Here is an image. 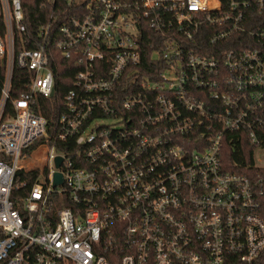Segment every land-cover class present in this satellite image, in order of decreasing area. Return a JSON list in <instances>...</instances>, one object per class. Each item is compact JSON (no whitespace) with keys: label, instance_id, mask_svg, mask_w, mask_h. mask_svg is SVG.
Masks as SVG:
<instances>
[{"label":"built area","instance_id":"obj_1","mask_svg":"<svg viewBox=\"0 0 264 264\" xmlns=\"http://www.w3.org/2000/svg\"><path fill=\"white\" fill-rule=\"evenodd\" d=\"M41 8L0 0V264H264V0Z\"/></svg>","mask_w":264,"mask_h":264},{"label":"trees","instance_id":"obj_2","mask_svg":"<svg viewBox=\"0 0 264 264\" xmlns=\"http://www.w3.org/2000/svg\"><path fill=\"white\" fill-rule=\"evenodd\" d=\"M43 0H24L25 6L27 7V20H28V25L31 28H34L37 26V24L43 22L45 19V16H41V4ZM155 33L148 31L143 34V37L141 38V52H142V63H141V70L143 71L144 75H148L150 78H153L151 70L154 67L153 62H151V55L153 52L154 47L151 46V43L154 40ZM69 61L68 60H62L61 62V68L59 69V76L57 83L59 86L63 87L64 90L69 89V86H71V83L73 81V75L74 73L68 68ZM151 66V68H150ZM149 69L150 71H148ZM52 105V102H51ZM46 117L49 119L51 123L52 121L55 120L59 114L55 113L50 116V113L47 114L45 113ZM262 142H261V147L264 149V133L260 134ZM237 149V148H234ZM239 151L245 156L246 161L248 164L252 165L253 162V156H254V151L255 147L250 146L249 144H240L238 147ZM231 151V150H230ZM228 152V156L225 158V162L229 164L230 166H233L235 163H240L239 160H235L234 157H231V153L235 154V152L232 149V152ZM38 155V154H37ZM36 155V156H37ZM262 174H264V170H260ZM27 175H24L22 173L19 174L17 181H27L28 184L26 188H21L18 191L14 192V198L18 199L21 197H25L29 194L30 188L32 186V180L33 177L29 179V177H25ZM29 176V175H28ZM58 208H61V206H58Z\"/></svg>","mask_w":264,"mask_h":264},{"label":"rangeland","instance_id":"obj_3","mask_svg":"<svg viewBox=\"0 0 264 264\" xmlns=\"http://www.w3.org/2000/svg\"><path fill=\"white\" fill-rule=\"evenodd\" d=\"M256 164L264 168V150L257 153Z\"/></svg>","mask_w":264,"mask_h":264},{"label":"water","instance_id":"obj_4","mask_svg":"<svg viewBox=\"0 0 264 264\" xmlns=\"http://www.w3.org/2000/svg\"><path fill=\"white\" fill-rule=\"evenodd\" d=\"M62 162V159L61 158H58L57 159V164L60 165V163ZM62 179H61V175L57 174L56 177H55V186H58L60 184H62Z\"/></svg>","mask_w":264,"mask_h":264},{"label":"bare ground","instance_id":"obj_5","mask_svg":"<svg viewBox=\"0 0 264 264\" xmlns=\"http://www.w3.org/2000/svg\"><path fill=\"white\" fill-rule=\"evenodd\" d=\"M41 154H42V151L39 152V154L37 155V157H38V156H41ZM32 163H33V162L29 163L28 165H31Z\"/></svg>","mask_w":264,"mask_h":264}]
</instances>
